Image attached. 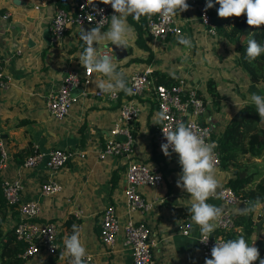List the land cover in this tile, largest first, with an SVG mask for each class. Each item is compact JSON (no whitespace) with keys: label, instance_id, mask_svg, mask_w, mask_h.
<instances>
[{"label":"crops","instance_id":"0c3cea01","mask_svg":"<svg viewBox=\"0 0 264 264\" xmlns=\"http://www.w3.org/2000/svg\"><path fill=\"white\" fill-rule=\"evenodd\" d=\"M73 1L75 0H0V55L3 74L8 79L7 88L0 89V141L8 155L0 176H19L22 184L20 201L35 199L39 204L36 221L59 222L61 226L67 217L76 219L74 225L79 228L81 240L91 257L88 264H131L129 250L122 244L120 231L110 246L103 245L98 238L99 216L105 205L114 208L120 223L130 216L148 225L154 243V264H198L196 239L200 230L191 221L189 214L188 208L192 203L190 194L176 186L178 173L181 172L178 155L165 157L161 148L152 140L157 118L151 91L145 90L136 98L141 109L131 125L134 138L132 158L155 168L162 176V183L157 188H140L150 207L131 215L126 213L122 195L127 159H99L96 155L97 147L104 141L107 130L118 114L116 103L106 102L92 95L97 89L95 82L106 80L107 77L101 73H91L90 83L85 88L86 94L78 96L61 121L54 120L46 112L44 99L56 89L63 72L68 68L77 66L79 69L81 66L78 57L85 44L79 33L83 28H92L70 25L60 43L54 45L50 42L47 27L54 9L66 7ZM187 3L190 5L189 10L176 16L181 33L161 41H154L144 33L146 48L140 47L143 43L141 39L136 41V25L132 16H129L127 23L132 31L128 37V45L123 48L125 55L115 59V63L117 71L125 73L127 81L131 71L145 66L184 79L176 69L184 53L192 54L196 62L200 59L210 60V66H213L211 73L203 72V77L196 75L186 83L197 90L203 86L206 77L213 76L216 81V90L221 95L220 104L217 109H213L210 98L205 97L204 112L198 117L212 136L223 129L229 115L238 108L239 103L227 98L229 82L226 81L231 78V74L236 77L238 69L228 74L230 72L226 71L227 64L224 63V59H228L227 49L224 50L228 47L227 41L217 35H208L198 22L192 0H187ZM33 5H37V8ZM6 13L8 15L3 17ZM113 14L114 10L111 8L108 22L102 26V31H107ZM180 36L191 39L192 46L188 48L179 44ZM110 45L111 42L103 40L95 46L114 57ZM216 53L217 58L214 57ZM215 62L225 68L216 72L213 65ZM119 94L126 97L122 90ZM54 147L82 151L83 156L80 158L74 155L54 173L52 179L60 185L59 193L42 196L38 191L39 184L51 178L43 162L32 168H23L22 162H17L13 157L30 148L33 152L46 153ZM253 160L257 161L256 158ZM216 170H220L217 174H220L222 185L229 172L219 169V166ZM256 182L255 180L253 184ZM207 202L219 207L217 198H210ZM245 206L246 204H238L235 207ZM259 215H262L260 208L251 213V219L256 222ZM186 221L191 223V227L188 234L183 236L178 233V227ZM12 222L13 220H7L3 224L4 229L10 228ZM260 226L264 228V225ZM63 229L64 226L58 231L57 255L51 264H70L71 257L61 254L65 253L63 241L72 235L73 230Z\"/></svg>","mask_w":264,"mask_h":264},{"label":"built area","instance_id":"2783aa9c","mask_svg":"<svg viewBox=\"0 0 264 264\" xmlns=\"http://www.w3.org/2000/svg\"><path fill=\"white\" fill-rule=\"evenodd\" d=\"M85 2L86 0H75L69 2L67 8L56 7L54 9L47 27L52 44L57 45L62 41L65 31L70 25L95 27L104 17L102 26L106 25L111 6L95 0L96 8L103 9L102 14L98 15L91 6L82 8L81 5ZM33 7L37 8V5H33ZM194 7L200 25L208 35L215 36L214 26L206 11L199 5ZM7 15L8 13L4 14L3 17ZM144 30L145 35L154 41H161L181 33L177 17L167 21L162 20L159 16H154L151 21L145 18ZM101 55L111 56L104 50H102ZM2 61L0 55V89L3 90L8 86V79L3 74ZM85 72L86 69L82 66L79 69L77 66L66 69L60 76L56 89L46 95L44 106L48 115L54 120L61 121L64 119L78 96L86 94L85 88L90 83L91 73L86 76ZM150 74L151 68L148 66L131 71L126 82L135 94H126L127 97L120 95L119 91L115 95L101 94L98 89L92 92L94 97L106 102H119L117 105L118 114L107 130L104 141L97 147L96 155L99 159L107 157L127 159L123 172L122 195L128 215L142 212L150 207V203L145 200L140 188H157L162 183V176L155 168L132 158L134 138L131 125L137 119L141 109L136 100L138 96L142 95L145 90H150L154 100L157 122L160 120V114H164L163 123H157L152 137L156 146L161 148V144L166 142L162 127L171 126L175 128L180 122L192 125L197 132L206 131V142L210 141L211 137L208 127L198 120L200 114L204 112V102L195 95V88L189 85L185 86L183 78L178 79L177 85L154 84ZM77 88L78 91H75ZM182 91L186 93L183 96L181 95ZM214 151L218 160L217 168L219 156L216 150ZM81 153L82 151L76 152L66 148L54 147L46 153L33 152L22 161L21 166L32 168L43 162L51 178L41 182L38 191L42 196H52L61 190L60 185L52 179L54 173L74 155L81 158L83 156ZM7 159L8 155L0 141V171L5 169ZM152 177H157V179L151 181ZM21 189L22 184L19 176L11 178L0 176V194L8 204L15 205L17 210V220L10 223L9 227L13 228L15 239L23 244L20 257L29 260L35 257L53 256L57 249V234L61 227L60 223L36 221L39 204L35 199L20 201ZM217 194L219 207H222L224 211L220 226L216 230H227L232 227L231 209L238 204H246V200L226 185H221ZM190 227L191 223L186 221L178 227V233L185 236ZM119 231L122 244L129 250L131 264H154L152 253L154 243L148 225L143 221H136L130 216L120 223L114 208L111 205H105L99 216L98 238L100 242L106 246L112 245ZM199 239H201L200 233L196 239L199 255L198 264H205V259L211 258V249L216 241H226L221 235L214 233L209 236L207 244L201 243ZM85 260L86 264L90 263V254H87Z\"/></svg>","mask_w":264,"mask_h":264},{"label":"clouds","instance_id":"9594fccd","mask_svg":"<svg viewBox=\"0 0 264 264\" xmlns=\"http://www.w3.org/2000/svg\"><path fill=\"white\" fill-rule=\"evenodd\" d=\"M100 3L110 5L114 10L111 16L110 25L107 31H102L104 18L100 23L89 30L84 28L79 33L80 39L84 42L82 53L79 55V63L86 69L85 75L89 73H101L107 79H100L95 82L99 93L115 95L118 91H124L127 95L135 94L132 88L127 86L125 73L117 71L115 58L101 55L102 49L95 45L100 41L107 40L118 48H126L128 37L132 31L127 23V18L132 16L137 22L141 17L151 21L154 16L162 20H172L178 14L189 10L187 0H99ZM220 5L217 9L220 18L240 17L246 14L247 24L259 29L264 25V0H215ZM91 6L98 15L103 9H97L95 0H86L81 7ZM214 5L212 0H207L205 11ZM178 42L188 48L192 46L189 38L180 36ZM264 54V44L259 43L255 38L247 41L246 55L249 61H254ZM250 101L255 105L260 122L264 123V95L253 93ZM164 114H160L157 123H163ZM165 143L161 144V150L165 157H171L173 153L178 155V163L181 172L178 173L176 186L186 190L192 201L189 210L191 221L199 227L200 242L207 244L209 236L220 226L223 208L217 207L207 201L210 198H219L217 189L221 187L216 178L215 142L207 141V132H197L192 125L180 122L175 128L171 126L162 127ZM157 177H152L154 181ZM260 208L259 201L252 206L239 208L240 214H250ZM256 239V238H255ZM246 242L243 235L236 239L227 241H216L211 249V258L205 259V264H253L259 259V264H264L260 259L258 248L254 244ZM65 253L71 257L70 264H86V248L81 240V233L76 225H73V233L64 241Z\"/></svg>","mask_w":264,"mask_h":264},{"label":"trees","instance_id":"16d2710c","mask_svg":"<svg viewBox=\"0 0 264 264\" xmlns=\"http://www.w3.org/2000/svg\"><path fill=\"white\" fill-rule=\"evenodd\" d=\"M207 0H192L194 6H201L205 10ZM213 7L207 9L206 13L210 22L214 26L215 34L226 40L232 47V52L235 55L236 66L238 70L244 73L247 77L246 83L261 85L258 87L260 95H264V54L254 61H249L246 55L247 41L249 38H255L259 43L264 44L263 30L264 25L259 29L249 26L246 22V14L240 17L220 18L217 9L220 7L215 0H212ZM63 8H67L63 7ZM136 25L137 38L142 40L140 47L146 48L144 40V23L145 18L141 17L137 22L133 19ZM237 70V72H239ZM237 76V75H236ZM207 78V77H206ZM203 83L199 89H195V95L204 101L205 97H209L210 106L217 109L220 104V92L216 90V81L213 76H210ZM179 77L165 74L158 69L151 70V80L154 84H162L165 86L177 85ZM186 86V80L184 79ZM184 91L181 95H185ZM126 95V93H125ZM127 97V95H126ZM239 98V97H238ZM119 102H116L118 105ZM211 136V135H210ZM211 142H215V148L219 156V169L229 172V176L222 182V185L230 187L235 193L241 195L246 200V206H252L259 201L262 215H259L257 221L262 219L264 225V175L260 176L259 181L253 184L254 176L258 174L256 168L257 163L253 160L261 158L259 162H264V123L260 122V117L256 112L255 105L249 101L245 102L236 108L227 118V121L221 131L217 134H212ZM20 152V151H19ZM33 152L31 148L28 151L19 153L13 158L17 162H22L28 155ZM250 158L252 164L249 165L239 158ZM252 158V159H251ZM242 172L243 176H239ZM245 206V207H246ZM239 208L233 207L231 209L232 227L227 230H215V235H221L226 241L229 239H236L243 235L246 242L251 244L255 234V221L251 219V213L244 215L239 213ZM17 220V210L15 205L8 204L0 194V264H26L25 258L20 257L23 249V244L15 239L13 228L4 229L3 224L7 220ZM76 219L67 217L61 224L60 231L73 230V225ZM263 226L259 228L258 238L254 244L260 253V259H264V240L262 239ZM57 253L53 256L47 257L42 264H50L54 261ZM253 264H259V259Z\"/></svg>","mask_w":264,"mask_h":264},{"label":"rangeland","instance_id":"374dc122","mask_svg":"<svg viewBox=\"0 0 264 264\" xmlns=\"http://www.w3.org/2000/svg\"><path fill=\"white\" fill-rule=\"evenodd\" d=\"M262 33H263V39H264V30H263ZM227 45H228V47L225 48L224 50L227 49L228 59L225 58L224 59L225 60L224 63L227 64L226 71H229L230 73H228V74H231L236 69H238V66H236L235 61H234L235 60V55L232 54L233 53L232 49H231L232 46L228 42H227ZM223 55H225V54H223ZM214 57L217 58L218 57V53H216V56L214 54ZM180 60H181V63L177 66L176 69L178 71H180L181 75L184 76V79L186 81H189V79H191L192 77H194L196 75H201L203 72L211 73V70H212V67H213V66L212 67L210 66V64L212 62L210 60H207V59H200L198 62H196L195 58L192 57V54L188 55L187 53H184V56ZM213 65L216 67L215 68L216 72H218L220 70L222 71L225 68V66H221V65H219L216 62ZM210 67H211V69H209ZM191 69H192V71H191ZM222 73H227V72H222ZM236 75H237L236 77H233V75L231 74V78L230 79H226V81L229 82V92H228L229 94H227V98L230 101H234L236 103H239L237 105L239 107L243 103L250 101L251 94H253V93L260 94L258 92V87H261V85L254 86L253 84H250L249 82L246 83L247 77L241 71L237 72ZM201 76L203 77V75H201ZM239 96H240V98L238 99ZM256 159H257V161H255V160L254 161L257 163L256 168L258 169V174L254 176L253 182L255 180L259 181L260 176L264 175V162L263 161L259 162V160L261 158H256ZM239 160L245 161V163H247L249 165L248 167L250 169L251 164H252L250 158H246L245 159V158L242 157V158H239ZM216 171H217L216 172V178L218 179L219 182H221L220 174H217V173H220V170H216ZM256 222H259V221H257V218H256ZM261 222H262V220H260V225L262 224ZM255 230H256V227H255ZM258 234H259V231H258ZM262 239L264 240V234L262 235ZM254 240H256V239L254 238ZM37 258H41V260H36ZM30 259H31L30 261H26V264H42V262L44 260V256L30 258ZM53 264H55V263H53Z\"/></svg>","mask_w":264,"mask_h":264},{"label":"water","instance_id":"95a60500","mask_svg":"<svg viewBox=\"0 0 264 264\" xmlns=\"http://www.w3.org/2000/svg\"><path fill=\"white\" fill-rule=\"evenodd\" d=\"M110 50L112 52H114V58L115 59H118V58H121L125 55L124 51H123V48H118L117 46L115 45H110ZM75 91H78V88L75 90ZM74 92V91H73ZM239 176H243V173L240 172L239 173ZM255 227H256V230H255V238L257 239L258 238V231H259V227H260V221L259 222H256L255 223Z\"/></svg>","mask_w":264,"mask_h":264}]
</instances>
